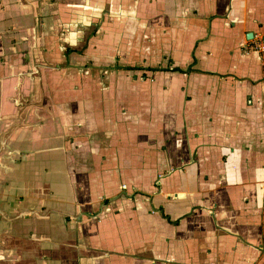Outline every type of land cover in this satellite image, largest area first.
Listing matches in <instances>:
<instances>
[{"label":"crops","instance_id":"0c3cea01","mask_svg":"<svg viewBox=\"0 0 264 264\" xmlns=\"http://www.w3.org/2000/svg\"><path fill=\"white\" fill-rule=\"evenodd\" d=\"M0 260L264 264V0H0Z\"/></svg>","mask_w":264,"mask_h":264},{"label":"built area","instance_id":"2783aa9c","mask_svg":"<svg viewBox=\"0 0 264 264\" xmlns=\"http://www.w3.org/2000/svg\"><path fill=\"white\" fill-rule=\"evenodd\" d=\"M120 189H121L122 191H125V190H126V186H125V185H121ZM95 218H96V217L93 216V219H95ZM95 220H96V219H95Z\"/></svg>","mask_w":264,"mask_h":264},{"label":"rangeland","instance_id":"374dc122","mask_svg":"<svg viewBox=\"0 0 264 264\" xmlns=\"http://www.w3.org/2000/svg\"><path fill=\"white\" fill-rule=\"evenodd\" d=\"M1 261V260H0Z\"/></svg>","mask_w":264,"mask_h":264}]
</instances>
